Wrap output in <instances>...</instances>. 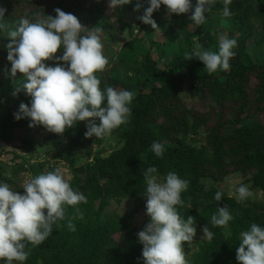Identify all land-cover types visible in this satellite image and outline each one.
I'll return each mask as SVG.
<instances>
[{
  "label": "trees",
  "instance_id": "1",
  "mask_svg": "<svg viewBox=\"0 0 264 264\" xmlns=\"http://www.w3.org/2000/svg\"><path fill=\"white\" fill-rule=\"evenodd\" d=\"M145 1L139 2L143 12L148 7ZM107 2L109 0H0V6L6 9L4 22L9 26L24 16L33 21L45 15L55 17L54 9L60 8L74 14L87 31L101 28V40L106 38L113 42L118 30H127L131 39L132 31L122 20L124 6L112 9L111 15L105 16ZM192 2L195 4V0ZM223 6V0H215L211 12L205 13V23L197 27L190 19L191 11L169 17L165 6L161 5L153 12L152 19L160 28L155 32L164 34L169 26L171 34H176L177 38L171 67L166 71L158 67V62L142 44L128 40L118 54V62L101 78L102 88L126 87L135 93L128 122L111 133L117 147L107 156L92 157L91 137L86 138L74 126L62 135L47 131L42 145L44 153L53 160V165L64 163L71 174V186L87 196L88 204L81 212L83 218H79L80 213L75 221L72 215L76 206H66L65 219L53 225L52 235L39 246L27 245L30 255L23 264H144L143 245L138 235L130 239L119 232L123 219L133 211L104 221L101 202L107 204L113 199L142 202L146 197L143 173L151 166L157 168L160 178L175 171L190 181L188 190L181 194L184 204L177 206L178 211L185 219L194 217L197 231L207 226L213 233L211 239H202L197 244L194 264H238L236 250L241 233L252 223L264 227V206L237 203L222 191L223 197L217 202L214 195L219 190H206L200 180L221 182L237 173L246 177L245 182L250 183L251 188L264 191V0H232L230 18L222 17ZM218 18L227 20L229 31L224 35L234 38L237 45L233 49L235 55L230 60V70L209 74L201 61L195 57L187 61L185 54L193 51L195 41L201 42L205 50L218 47L224 30L216 24ZM6 43V32H0V82L11 83L22 78V74L18 72L12 78L10 68L2 70L4 66L10 67L8 61L5 63ZM250 50L256 51V62L248 55ZM60 54L58 49L56 55ZM46 63L55 66L53 61ZM124 73L126 80L129 74L135 76L131 87L124 84L121 78ZM189 98L206 102V110H198L196 105L187 106L185 100ZM30 100L29 96L18 94L1 103L0 142L5 147L11 145L16 130L29 127V119L17 121L13 114L20 103L30 104ZM201 132L204 140L197 146L194 138ZM153 142L164 145L162 157L152 152ZM22 144L28 145L27 138L22 139L17 148ZM26 155L33 157L30 152ZM14 156L19 158L16 153ZM27 165L28 161L18 164L13 172L16 175L12 177L16 179L28 170ZM45 165L36 163L29 165V169L33 173H44L48 166ZM4 173L0 167V181L22 194L20 182H13ZM98 202L101 207L96 208ZM225 206L233 216L227 225L228 235L222 231L223 226L211 224L217 208ZM69 219L75 225L74 232L67 227ZM118 232L122 235L115 241L113 236Z\"/></svg>",
  "mask_w": 264,
  "mask_h": 264
},
{
  "label": "clouds",
  "instance_id": "2",
  "mask_svg": "<svg viewBox=\"0 0 264 264\" xmlns=\"http://www.w3.org/2000/svg\"><path fill=\"white\" fill-rule=\"evenodd\" d=\"M232 0H223L222 17L230 18L233 13L229 5ZM132 0H109V8H121ZM148 7L138 17L142 23L159 31L152 15L165 6L167 14L180 15L191 11L194 25L205 23V13H210L215 0H147ZM141 7L139 0L134 10ZM6 9L0 6V32H6V60L10 63L9 75L15 78L22 74L12 95L20 92L31 98L30 104L20 103L14 119L27 118L29 127L42 126L47 131L62 135L77 122L85 121L86 138H104L128 122L130 105L135 93L114 87H101L102 72L109 64L104 55L99 27L87 31L72 13L54 9L55 17L45 15L36 21L27 16L13 22H4ZM237 41L222 34L218 51L195 48L185 54V59L197 58L209 74L229 71L230 60ZM61 50L60 55H56ZM53 61L54 65L46 63ZM156 157H162L164 145L151 144ZM155 166L143 173L146 182V215L150 221L138 235L143 245L144 264H188L183 244L191 242L196 235L195 219L183 218L177 206H183L181 194L188 190L190 181L169 171L163 178ZM23 193L17 192L0 181V262L23 264L33 247L41 245L53 233V225L65 219L66 206L87 203V196L74 189L60 168L29 178L23 185ZM237 198L246 200L251 195L247 185L236 188ZM223 193L217 191L215 201H221ZM79 218H83L82 213ZM233 216L227 206L218 207L211 217L213 226L226 227ZM67 227L75 231L69 219ZM208 239L213 233L205 226L202 229ZM238 264H264V227L252 223L241 233L236 250Z\"/></svg>",
  "mask_w": 264,
  "mask_h": 264
},
{
  "label": "rangeland",
  "instance_id": "3",
  "mask_svg": "<svg viewBox=\"0 0 264 264\" xmlns=\"http://www.w3.org/2000/svg\"><path fill=\"white\" fill-rule=\"evenodd\" d=\"M143 1L146 3L145 0H139ZM106 5V8L104 10L105 16H110L112 9L109 8V2ZM137 3V0H132V3L124 5V11L122 14V20L127 26V28L132 31L131 39L128 35L127 30H122V31H116L114 33L113 37V42L110 40H107L106 38L102 40V43L104 45L103 52L104 55L108 58L109 64L106 66V68L102 71L97 73V75L102 78L103 74L106 73L107 71L110 70V68L113 66V64L118 62V54L122 52V48L125 46L128 40H137L138 45L142 44L145 47L146 51H149L151 54V57L154 61L158 62V67L161 70H168L171 67V59L173 57V50L175 49V43H176V34H171V30L169 26H166V32L162 34L161 32H155L149 25H146L141 22V20L138 19L143 14V5H141L140 9L134 10L135 5ZM98 4V3H97ZM99 18V17H98ZM101 20V19H100ZM217 25L218 26H223V34H227L229 31V24L227 20L218 18L216 19ZM138 47V46H137ZM138 47L137 49H139ZM195 48H203V45L201 42H194V47ZM204 49V48H203ZM213 52L218 51V47H213L210 49ZM255 53L256 51L250 50L248 52V55L251 57L252 62H256L255 59ZM135 58H139V56H135ZM114 61V62H112ZM7 63V60L5 61ZM5 68L2 69L3 71L8 70V65L4 66ZM122 72V71H121ZM120 72V73H121ZM221 71L214 72V74H217ZM129 73H127L128 76ZM133 74H129L127 77L128 79H125V73L121 77L122 80L124 81V84L128 87H131V81L134 79ZM21 78L15 79V81L11 83L7 82H0V107L1 103L6 102L8 98L12 97V93L18 84V81ZM118 89V88H117ZM118 90H132L131 88L128 89L125 87V89H118ZM20 97L24 96L25 94L23 92H20ZM185 104L187 106H195L196 109H202L206 110L205 105L206 102H202L197 98H189L185 100ZM1 114V113H0ZM86 122L85 121H80L77 122L74 125V128L79 130L82 134L85 133L86 127H85ZM35 127H28L26 129H20L16 130L13 133V141L9 147H5L3 143L0 142V167L2 170H4V175L8 178H11V180L20 182L19 185L23 186L24 183L31 177H35L38 174H41L42 172H31L29 169V165H33L36 163H45L47 166L46 172L51 171V167L54 166V168H60L61 170L64 171L66 178L71 180V174L66 166H64L62 162L57 163L56 165L53 162L52 159H50L45 153L44 149L42 148L44 144V136L47 133V130L39 126ZM78 131V132H79ZM28 140V145L22 144L21 147L18 149L17 147L20 145L22 142V139ZM21 140V141H20ZM92 140V157L95 155H100V156H107L109 153H111L116 147H117V140L114 139L111 135L106 136L104 138L98 139L100 143H96L97 140L95 137H91ZM195 143L197 146L202 145V142L204 140V133L201 132L199 136L194 138ZM20 141V143H18ZM17 148V149H16ZM26 152H30L31 154L33 153V157L31 158L29 155H26ZM18 155L17 157L14 156V154ZM28 161L27 168L25 172H22L19 174V176L15 179L12 177L13 172H15V168L17 167L18 164H22V162ZM26 165V163H25ZM45 165V167H46ZM52 165V166H51ZM245 178L242 175H239L237 173H234L228 177H226L223 181L221 182H213L212 180H200V183L204 185L206 190H212V189H217L219 191H222L226 194L227 197L232 198L235 200L237 203L248 205V204H259L261 206H264V191H261L259 189H253L251 188L250 183L245 182ZM13 181V182H14ZM244 184L247 185L250 190H251V195L246 199V200H239L237 198V193H236V188L240 185ZM146 200L147 197L142 199V202L138 201L140 205L138 206L137 203H135L133 200H121V201H116V200H109V202L103 201L104 205V211H103V218L102 220L106 219H114L117 215L120 217H123L125 213H128L129 211H133L128 217L124 218L122 223L120 224V231L123 232V235L125 238H132L135 235H137L140 231L143 230L145 225L150 221V217L146 215ZM142 203V205H141ZM88 203H81L76 206L75 213L72 215V220L75 221L79 214L86 209ZM101 207L100 202L96 203V208ZM105 221V220H104ZM226 235L229 234L227 226L224 227L222 230ZM116 233L113 236V240L118 241L120 238L121 233ZM202 239H208L207 237L204 236V233L202 231H197L196 230V235L193 237V240L191 242H185L183 244V249L184 253L186 255V259L188 261V264H194V255L197 252V244L202 240ZM2 264V262H0Z\"/></svg>",
  "mask_w": 264,
  "mask_h": 264
}]
</instances>
